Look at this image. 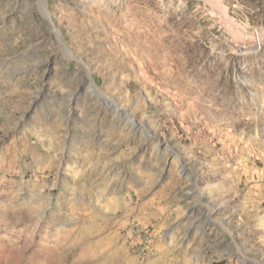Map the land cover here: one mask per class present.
<instances>
[{
	"label": "rangeland",
	"instance_id": "obj_1",
	"mask_svg": "<svg viewBox=\"0 0 264 264\" xmlns=\"http://www.w3.org/2000/svg\"><path fill=\"white\" fill-rule=\"evenodd\" d=\"M0 264H264V0H0Z\"/></svg>",
	"mask_w": 264,
	"mask_h": 264
},
{
	"label": "bare ground",
	"instance_id": "obj_2",
	"mask_svg": "<svg viewBox=\"0 0 264 264\" xmlns=\"http://www.w3.org/2000/svg\"><path fill=\"white\" fill-rule=\"evenodd\" d=\"M234 28V27H233Z\"/></svg>",
	"mask_w": 264,
	"mask_h": 264
}]
</instances>
